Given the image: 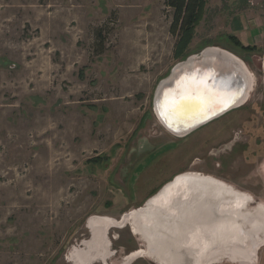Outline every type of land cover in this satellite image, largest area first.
I'll list each match as a JSON object with an SVG mask.
<instances>
[{"label": "rangeland", "instance_id": "obj_1", "mask_svg": "<svg viewBox=\"0 0 264 264\" xmlns=\"http://www.w3.org/2000/svg\"><path fill=\"white\" fill-rule=\"evenodd\" d=\"M205 7L190 54L218 44L232 14L264 12V0ZM172 22L165 0H0V264H74L91 217L120 220L179 173L264 205V50L238 55L253 76L246 102L178 137L153 108L180 61ZM99 155L107 167L89 162ZM135 233L110 227L113 254L92 264H155L126 262L145 248ZM212 264H264V244L255 262Z\"/></svg>", "mask_w": 264, "mask_h": 264}, {"label": "bare ground", "instance_id": "obj_2", "mask_svg": "<svg viewBox=\"0 0 264 264\" xmlns=\"http://www.w3.org/2000/svg\"><path fill=\"white\" fill-rule=\"evenodd\" d=\"M206 56L226 68L231 67L233 62L236 64L235 59L240 60L217 48L208 50ZM237 65L247 70V73L242 71L239 75L240 80L249 86L248 90L241 85V90L232 98L233 93L223 87L217 88V92L205 91L203 97L212 102L228 103L233 100L234 103L236 97L245 92V100L253 76L244 64V67L242 63ZM225 69L224 73H229ZM193 81L192 76L183 77L175 87H169L159 101V113L171 126L177 117L171 113L173 106L170 100L175 91L183 94L196 90ZM180 174L178 180L147 207L123 215L124 219L131 220L134 232L145 242V248L131 253L126 262L141 254L149 255L158 264H211L222 258L242 263L255 262L257 251L264 244V205L250 207V195L236 191L222 180L199 172ZM120 220L91 217L88 220L91 238L82 242L89 249L74 246L69 259L74 264H92L98 260L106 263L113 254L108 231L112 226H120Z\"/></svg>", "mask_w": 264, "mask_h": 264}, {"label": "water", "instance_id": "obj_3", "mask_svg": "<svg viewBox=\"0 0 264 264\" xmlns=\"http://www.w3.org/2000/svg\"><path fill=\"white\" fill-rule=\"evenodd\" d=\"M211 48H217L220 52H225L232 54L239 58V56L230 50L223 48L219 45H210L204 47L198 53L189 55L186 59L180 60L169 72V74L160 80L159 84L156 87L155 94L153 97V108L154 112L157 115L159 121L161 120L166 129L179 137L186 136L193 132L194 130L200 128L201 126L207 124L208 122L218 118L219 116L229 112L230 110L240 107L246 102L245 92L238 98L236 97V102L232 103L233 100L227 102L218 101H209L203 97V92L205 91H214L217 92V88H228L232 93V98L241 90V85L244 86L245 90H248L249 86L246 85L242 80H240L239 73L244 71L247 73V70L244 67V61L234 60L231 67H225L223 64H219L215 59L208 58V50ZM242 63L243 68L239 67L237 64ZM228 70H226V69ZM223 69L229 71L225 74ZM185 76L194 77L195 89L187 93L179 94L178 91H175L174 96L170 100L172 107V114L177 118L174 119L172 123L173 126L168 124L165 119L159 113V101H161L165 95L166 90L169 87H175L176 84ZM249 95V94H248ZM161 123V122H160ZM181 174H178L174 177L173 180L165 184L157 193L149 197L142 206L138 209H143L148 206L157 198L161 192H163L170 184L176 182ZM119 225L130 224V219H122L118 221ZM132 228V226H131ZM82 249H89L86 244L81 243ZM155 264H158L154 260Z\"/></svg>", "mask_w": 264, "mask_h": 264}, {"label": "trees", "instance_id": "obj_4", "mask_svg": "<svg viewBox=\"0 0 264 264\" xmlns=\"http://www.w3.org/2000/svg\"><path fill=\"white\" fill-rule=\"evenodd\" d=\"M206 2L207 0H165L166 5L172 9L173 13L171 32L178 35L175 56L179 60H184L190 55V53H188V48L196 34L197 26L200 24L206 13ZM96 37L101 39V48H103L104 38L102 37L101 28L96 31ZM221 37V39L227 40L230 45L245 52L257 50L255 46H244L234 35ZM226 49L230 50L229 48ZM230 51L236 54L235 51ZM110 160L111 157L108 155H99L98 157L92 158L89 162L95 166L107 167Z\"/></svg>", "mask_w": 264, "mask_h": 264}, {"label": "crops", "instance_id": "obj_5", "mask_svg": "<svg viewBox=\"0 0 264 264\" xmlns=\"http://www.w3.org/2000/svg\"><path fill=\"white\" fill-rule=\"evenodd\" d=\"M263 13L264 12H246L243 10L239 11L238 13H234L231 15L230 20L225 25V32L221 34L222 36L234 35L244 46H255L257 50L245 52L239 48H235L233 45H230L227 40L220 39L222 38L221 36L219 38V43L215 44L221 47L229 48L230 50L235 51L239 56H243L244 54L257 55L262 53V50H264ZM262 57L263 56H260V58Z\"/></svg>", "mask_w": 264, "mask_h": 264}, {"label": "flooded vegetation", "instance_id": "obj_6", "mask_svg": "<svg viewBox=\"0 0 264 264\" xmlns=\"http://www.w3.org/2000/svg\"><path fill=\"white\" fill-rule=\"evenodd\" d=\"M179 174H180V173H179ZM176 175H178V174H176ZM176 175H175V176H176ZM175 176H174V177H175ZM174 177H173L172 179H170L169 181H167L165 184H167L168 182H170L171 180H173ZM165 184H163L161 187H159L158 189H156V190H155V191H154L149 197H151L152 195H154L155 193H157V192H158V191H159V190H160ZM149 197H148V198H149ZM148 198H147V199H148ZM147 199H146V200H147ZM146 200L143 201V204H144V202H145ZM143 204H141L140 206H142ZM140 206H138V207H140ZM138 207H136V209H137ZM133 209H135V208H133ZM131 210H132V209H131ZM129 211H130V210H129ZM129 225H130V224H129ZM130 226H131V225H130ZM131 229H132V231H133V228H131ZM135 234H137V233H135ZM137 235H139V234H137ZM211 264H212V263H211Z\"/></svg>", "mask_w": 264, "mask_h": 264}]
</instances>
